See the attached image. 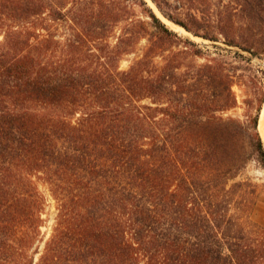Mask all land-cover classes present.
Here are the masks:
<instances>
[{"label":"trees","instance_id":"16d2710c","mask_svg":"<svg viewBox=\"0 0 264 264\" xmlns=\"http://www.w3.org/2000/svg\"><path fill=\"white\" fill-rule=\"evenodd\" d=\"M151 1L264 55V0ZM0 37V264H264V230L227 187L247 158L264 169L263 68L232 51L236 74L146 0H0ZM236 78L243 113L224 116ZM38 181L55 201L46 239Z\"/></svg>","mask_w":264,"mask_h":264},{"label":"rangeland","instance_id":"374dc122","mask_svg":"<svg viewBox=\"0 0 264 264\" xmlns=\"http://www.w3.org/2000/svg\"><path fill=\"white\" fill-rule=\"evenodd\" d=\"M146 2L152 8V10L180 36L183 38H189L191 41L197 43L203 51L209 50L211 55H217V52H220L228 62L238 65L241 69H238L236 74L246 73L243 71V69L245 68L244 66L247 65V62L242 60L241 57L234 55L232 51H238L246 58H249L251 66L264 69V55H261L260 57L254 55L252 57L247 52L223 43V40L220 38L218 41H211L200 36H194L192 33L186 31L183 27L164 18L151 0H146ZM137 14H139V12H137ZM118 32V29H116L114 35L117 36ZM70 33L71 30L64 26H60L58 30L55 31L56 37L62 40L67 38ZM109 40L110 42H114V36L111 35ZM144 42L145 41L142 40L139 47L144 45ZM214 44L225 48V50H220L219 48L214 47ZM135 56L136 54L123 56L119 62L120 69H126ZM241 84V79L236 78L232 86V90L235 93L237 105L236 107L227 111L224 116H242V100L244 98L246 89ZM221 162L226 163L224 159H221ZM37 183L39 190L46 199V207L42 215L45 222L41 228V233L46 239L50 233L56 214L55 201L52 198L47 186L40 181ZM227 187H231L234 192V198H236L237 203L233 206L232 212L238 216L242 225L247 227L249 224L264 230V169L261 167V165L254 158H247L242 163L241 168L237 171L235 176L228 180Z\"/></svg>","mask_w":264,"mask_h":264},{"label":"bare ground","instance_id":"6f19581e","mask_svg":"<svg viewBox=\"0 0 264 264\" xmlns=\"http://www.w3.org/2000/svg\"><path fill=\"white\" fill-rule=\"evenodd\" d=\"M264 104H263V107H262V110H261V114H260V117H259V125H258V128L260 130V134H261V138L263 139V143H264Z\"/></svg>","mask_w":264,"mask_h":264},{"label":"water","instance_id":"95a60500","mask_svg":"<svg viewBox=\"0 0 264 264\" xmlns=\"http://www.w3.org/2000/svg\"><path fill=\"white\" fill-rule=\"evenodd\" d=\"M243 51V50H242ZM244 52H246V51H244ZM248 53V52H247ZM252 57L254 56L253 54H251V53H249Z\"/></svg>","mask_w":264,"mask_h":264}]
</instances>
